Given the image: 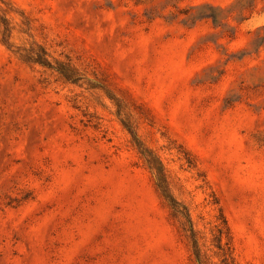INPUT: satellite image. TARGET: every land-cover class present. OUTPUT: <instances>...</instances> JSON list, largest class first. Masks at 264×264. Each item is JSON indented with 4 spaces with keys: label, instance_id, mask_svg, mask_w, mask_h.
Here are the masks:
<instances>
[{
    "label": "rangeland",
    "instance_id": "rangeland-1",
    "mask_svg": "<svg viewBox=\"0 0 264 264\" xmlns=\"http://www.w3.org/2000/svg\"><path fill=\"white\" fill-rule=\"evenodd\" d=\"M221 247L264 264V0H0V264Z\"/></svg>",
    "mask_w": 264,
    "mask_h": 264
},
{
    "label": "trees",
    "instance_id": "trees-1",
    "mask_svg": "<svg viewBox=\"0 0 264 264\" xmlns=\"http://www.w3.org/2000/svg\"><path fill=\"white\" fill-rule=\"evenodd\" d=\"M174 203H177V202H174ZM187 216H188V213H187ZM194 243L196 244V246L198 245V241L196 239H194ZM221 249L223 251L224 264H235L233 256L231 255V252L229 251V249H225V247H221Z\"/></svg>",
    "mask_w": 264,
    "mask_h": 264
}]
</instances>
